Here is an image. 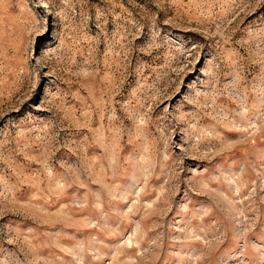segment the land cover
<instances>
[{
  "label": "rangeland",
  "instance_id": "rangeland-1",
  "mask_svg": "<svg viewBox=\"0 0 264 264\" xmlns=\"http://www.w3.org/2000/svg\"><path fill=\"white\" fill-rule=\"evenodd\" d=\"M0 264H264V0H0Z\"/></svg>",
  "mask_w": 264,
  "mask_h": 264
}]
</instances>
